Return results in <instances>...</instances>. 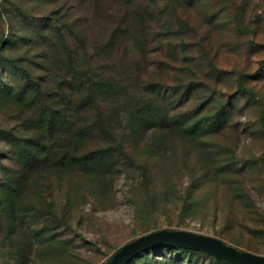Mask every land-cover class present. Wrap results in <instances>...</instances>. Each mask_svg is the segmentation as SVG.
Instances as JSON below:
<instances>
[{
	"label": "rangeland",
	"instance_id": "374dc122",
	"mask_svg": "<svg viewBox=\"0 0 264 264\" xmlns=\"http://www.w3.org/2000/svg\"><path fill=\"white\" fill-rule=\"evenodd\" d=\"M263 113L264 0H0V264H101L158 229L264 255Z\"/></svg>",
	"mask_w": 264,
	"mask_h": 264
},
{
	"label": "water",
	"instance_id": "95a60500",
	"mask_svg": "<svg viewBox=\"0 0 264 264\" xmlns=\"http://www.w3.org/2000/svg\"><path fill=\"white\" fill-rule=\"evenodd\" d=\"M155 245L198 250L233 264H264V255L239 250L218 237L189 230L168 229L151 231L122 244L101 264H126L135 255Z\"/></svg>",
	"mask_w": 264,
	"mask_h": 264
},
{
	"label": "trees",
	"instance_id": "16d2710c",
	"mask_svg": "<svg viewBox=\"0 0 264 264\" xmlns=\"http://www.w3.org/2000/svg\"><path fill=\"white\" fill-rule=\"evenodd\" d=\"M83 76L86 77V78L82 80V83H81L82 85L81 86L85 87L84 89L86 90V92L88 94H91L92 93L95 96V95H97L95 93V91H98V90L99 91H102V89H103V92L104 91H108V90L112 91L113 88H114V84H113V82L110 79H103L102 81H100L101 83L99 84L97 82L96 83H93L94 81L92 79H90V77L88 75H86L85 73H83ZM39 85H41V83H39ZM79 106H82V105L79 104ZM259 122H260L261 127H262V129L264 131V113L260 117ZM90 154H92V153H89V154L86 153L85 155H83L82 158H88ZM161 248H165V249H176V250H179V251L190 252V253L195 254V255H204V254H207L205 252L198 251V250H192V249H187V248H180V247H177V246L175 247V245H155V246H152V247H150L148 249H145L143 252L135 255L134 257H132L131 259H129L126 262V264H132V262H134V260H136L137 258H139L144 253H147L149 251H153L154 249H161ZM211 257H213V256H211ZM213 258H214L213 260L216 263L225 262V260L216 259L215 257H213Z\"/></svg>",
	"mask_w": 264,
	"mask_h": 264
}]
</instances>
